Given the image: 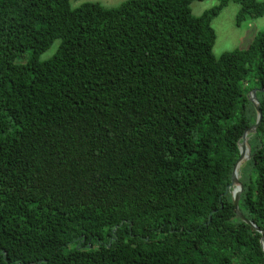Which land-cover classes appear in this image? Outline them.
Masks as SVG:
<instances>
[{"label": "trees", "instance_id": "trees-1", "mask_svg": "<svg viewBox=\"0 0 264 264\" xmlns=\"http://www.w3.org/2000/svg\"><path fill=\"white\" fill-rule=\"evenodd\" d=\"M194 1L0 0V264H264L227 192L264 29L216 56L212 27L264 0ZM257 97L239 208L264 230Z\"/></svg>", "mask_w": 264, "mask_h": 264}, {"label": "rangeland", "instance_id": "rangeland-1", "mask_svg": "<svg viewBox=\"0 0 264 264\" xmlns=\"http://www.w3.org/2000/svg\"><path fill=\"white\" fill-rule=\"evenodd\" d=\"M85 1H99L107 7H114L122 3L124 0H70V3L72 7H76ZM219 3L220 0L194 1L192 4L193 13L195 15H201L203 12ZM240 8L241 6L239 3L230 1L229 4L213 18L212 27L216 32L213 52L216 56H220L223 52L228 50L248 48L256 35L264 29V15L256 18L249 17L241 24H238L237 17ZM58 44L59 40L42 54V59L50 58L56 51ZM245 163L246 162L243 163L242 167ZM246 171L244 170L243 173H247Z\"/></svg>", "mask_w": 264, "mask_h": 264}, {"label": "water", "instance_id": "water-1", "mask_svg": "<svg viewBox=\"0 0 264 264\" xmlns=\"http://www.w3.org/2000/svg\"><path fill=\"white\" fill-rule=\"evenodd\" d=\"M261 91L264 92V87L263 88H254L252 89V91L249 94V99L252 102V104L254 105L256 112H257V120L256 123L251 126L250 128H248L244 134L242 135V141L239 144V149H240V155L239 158L237 160V162L235 163L234 167H233V171H232V179L231 182L227 188V192H230L233 198V202H234V206H235V214L245 223L253 226L257 231H259L261 233V244H262V248L264 250V230H261L257 225H255L251 220H249L240 210L239 208V202H240V198H241V193L243 190V184L240 180V178H238L237 176V167L238 165L241 163V167L243 165L244 162H246L249 158H250V154H251V145L249 143V137L248 134L250 133H256L262 118H263V112H262V108H261V104L260 101L257 97V92ZM247 144L248 146V154H246L247 152V148H245V145Z\"/></svg>", "mask_w": 264, "mask_h": 264}, {"label": "bare ground", "instance_id": "bare-ground-1", "mask_svg": "<svg viewBox=\"0 0 264 264\" xmlns=\"http://www.w3.org/2000/svg\"><path fill=\"white\" fill-rule=\"evenodd\" d=\"M245 148H247L246 154H248V146H247V144L245 145ZM236 172H237L236 174H237L238 178H241V174H242V173H240L241 172V163L238 165Z\"/></svg>", "mask_w": 264, "mask_h": 264}]
</instances>
